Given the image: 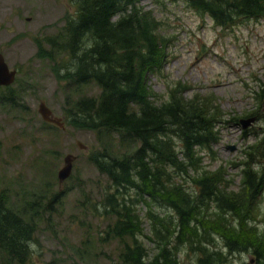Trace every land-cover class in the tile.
Returning <instances> with one entry per match:
<instances>
[{
	"label": "trees",
	"instance_id": "1",
	"mask_svg": "<svg viewBox=\"0 0 264 264\" xmlns=\"http://www.w3.org/2000/svg\"><path fill=\"white\" fill-rule=\"evenodd\" d=\"M182 1L220 29L264 18V0ZM75 2L77 12L66 16L60 32L44 40L36 37L37 55L53 63L60 81L78 86L95 82L101 90L63 110L70 125L94 131L98 137L114 132L122 143L139 144L121 156L108 147L89 155L112 185L101 204L105 213L116 216L106 238L122 241L120 259L125 264H182L179 249L189 245L200 253L198 264H224L229 255L243 251H252L256 264H264V231L254 225L264 187V138L247 150L240 193L228 192L222 170L208 172L197 154V148L211 150L220 139L216 125L222 114L213 111L219 109L215 97L181 96L185 85L178 82L167 98L158 99L149 84V76L161 74L167 61L172 36L163 30L165 22L140 0ZM259 89L258 100L264 97V83ZM4 99L8 100L6 94ZM16 101L13 98V104L22 107ZM260 109L251 114L261 117ZM249 132L243 131V137ZM130 189L135 190V198L125 195ZM60 194L51 201H59ZM40 196L20 209L8 206L0 196V264H59L56 258L33 261L39 210L29 217L27 211L40 204ZM139 202L168 207L175 217L166 222V216L150 207L152 227L144 232V217L135 209ZM211 206L217 208L215 218ZM213 233L224 240L227 253L214 249ZM140 235L156 244L155 253Z\"/></svg>",
	"mask_w": 264,
	"mask_h": 264
},
{
	"label": "rangeland",
	"instance_id": "2",
	"mask_svg": "<svg viewBox=\"0 0 264 264\" xmlns=\"http://www.w3.org/2000/svg\"><path fill=\"white\" fill-rule=\"evenodd\" d=\"M140 4L153 9L165 22L163 30L172 36L161 74L149 76L152 90L158 99L167 98L172 87L181 82L185 85L181 96L192 98L200 93L215 97L219 109L213 111L222 114V122L216 125L220 141L211 150L197 148L199 164L210 173L221 169L228 182L226 190L239 194L244 162L249 159L247 150L256 146L259 139L252 136L257 134L256 129L244 138L242 125L236 120L250 118L264 101V97L260 98L262 101L257 97L264 83V18L220 29L207 16L202 18L188 9L182 0H140ZM14 9L13 25L7 27L11 33L0 40L14 36L10 41L14 49L5 56L10 66L19 68L11 87L16 93L14 99L22 107L9 105L0 97V196L8 206L20 209L35 195H44L38 206L27 211L29 217L39 210L35 217L36 241L32 245L34 262L56 258L59 264H125L120 259L122 241L106 238L116 216L105 213L101 202L112 185L89 155L108 147L111 153L121 156L139 144L122 143L114 132L98 137L94 131L70 125L63 110L80 98L97 96L101 90L95 82L78 86L60 81L52 70L53 63L37 55L36 37L44 40L60 32L66 16L77 12L75 0H14ZM28 16L32 19L28 20ZM41 101L55 116L63 118L64 129L43 120L38 111ZM255 124V128L262 126L259 121ZM68 156L72 170L60 180L59 172L66 166ZM187 185L195 190L191 183ZM128 191L129 195H125L135 198V190ZM58 193L59 201L52 202ZM259 199L254 225L264 231V187ZM150 207L166 216V222L175 217L168 207L139 202L135 209L144 217V232L149 233L152 227L147 215ZM216 210L214 206L209 208L214 218ZM213 234L214 249L227 253L224 240ZM139 238L153 248L151 254L156 252L155 243L144 235ZM179 252L182 264L199 263L200 253L191 251L189 245H183ZM224 264H256V257L252 251L234 252Z\"/></svg>",
	"mask_w": 264,
	"mask_h": 264
},
{
	"label": "flooded vegetation",
	"instance_id": "3",
	"mask_svg": "<svg viewBox=\"0 0 264 264\" xmlns=\"http://www.w3.org/2000/svg\"><path fill=\"white\" fill-rule=\"evenodd\" d=\"M29 10H30V8H29ZM14 11H15L14 0H0V22H1L0 27H3V30L0 31V39L3 38L4 35H9L11 33V30L7 27H12V25H13L12 20L15 17ZM16 16L19 17V14H16ZM27 19L31 20L32 17L28 16ZM13 37L14 36H12V38H7L6 41L0 40V53L4 56V59H5L6 63L8 64L10 70L16 71V76H17V74L19 72V68L15 67V66H10V64L6 60V56H5V55H7V53L9 51L11 52L14 49V43H10V41L13 39ZM13 84H11V85H13ZM11 85H0L1 100L7 101L9 103V105L13 104V98H14L13 97L14 90L11 87ZM4 94H6V96L8 97V100L4 99ZM261 113H262L261 117H260V115L250 114L248 117H250V118L255 117L254 121L247 128H242V131L249 130L250 135H252L251 132L254 133V130L256 129L258 131L257 134H254L252 136H254L255 138H257L259 140L261 138H264V118H262V115L264 113V108L262 109ZM257 121H259L262 126L255 128V125H256L255 123ZM237 124L241 125V124H239V122ZM258 135H260L259 138H258Z\"/></svg>",
	"mask_w": 264,
	"mask_h": 264
},
{
	"label": "water",
	"instance_id": "4",
	"mask_svg": "<svg viewBox=\"0 0 264 264\" xmlns=\"http://www.w3.org/2000/svg\"><path fill=\"white\" fill-rule=\"evenodd\" d=\"M16 79V71L10 70L8 64L6 63L4 56L0 53V85H11L15 82ZM38 111L42 116L43 120L56 124L59 127L64 129V122L62 121V117L55 116L52 109L46 104L45 101H41ZM255 117L242 119L241 124L243 128H247L253 121ZM79 145H82L81 142H78ZM66 166H64L59 172V179H66L72 170V162L71 157L68 156L66 158Z\"/></svg>",
	"mask_w": 264,
	"mask_h": 264
}]
</instances>
